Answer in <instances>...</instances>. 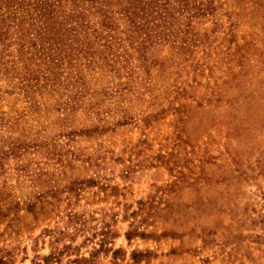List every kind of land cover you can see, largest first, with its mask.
Instances as JSON below:
<instances>
[{"label": "rangeland", "instance_id": "1", "mask_svg": "<svg viewBox=\"0 0 264 264\" xmlns=\"http://www.w3.org/2000/svg\"><path fill=\"white\" fill-rule=\"evenodd\" d=\"M245 21L241 30L249 27ZM257 45L249 52L264 54V44ZM251 63L245 71L264 77V62ZM244 88L238 107H180L189 115L180 139L170 110L146 125L107 119L105 131L61 142L34 194L16 177L17 160L6 161L0 264H264V86ZM154 108L164 107L132 113L138 119ZM234 109L252 120L231 140L236 157L224 150L214 125ZM84 123L79 114L73 125ZM90 177L98 185L88 186ZM27 195L34 211L14 210Z\"/></svg>", "mask_w": 264, "mask_h": 264}, {"label": "trees", "instance_id": "2", "mask_svg": "<svg viewBox=\"0 0 264 264\" xmlns=\"http://www.w3.org/2000/svg\"><path fill=\"white\" fill-rule=\"evenodd\" d=\"M257 44H264V0H0V175L17 160L16 177L34 194L51 150L105 131L107 119L146 125L172 110L180 139L189 118L180 107H238L244 86H264L261 70L245 71L264 62L248 50ZM136 107L164 108L137 119ZM235 112L214 125L236 157L231 140L252 120ZM79 114L81 128L73 125ZM86 183L98 185L92 177ZM30 196L14 210L33 212Z\"/></svg>", "mask_w": 264, "mask_h": 264}]
</instances>
